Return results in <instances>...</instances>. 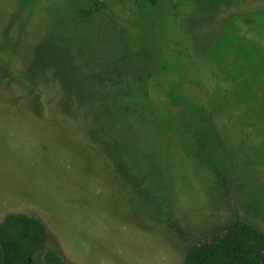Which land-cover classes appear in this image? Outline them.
Masks as SVG:
<instances>
[{
    "label": "rangeland",
    "instance_id": "obj_1",
    "mask_svg": "<svg viewBox=\"0 0 264 264\" xmlns=\"http://www.w3.org/2000/svg\"><path fill=\"white\" fill-rule=\"evenodd\" d=\"M21 214L68 264L264 234V0H0V222Z\"/></svg>",
    "mask_w": 264,
    "mask_h": 264
},
{
    "label": "trees",
    "instance_id": "obj_2",
    "mask_svg": "<svg viewBox=\"0 0 264 264\" xmlns=\"http://www.w3.org/2000/svg\"><path fill=\"white\" fill-rule=\"evenodd\" d=\"M148 1L158 3V0ZM104 8L103 2L94 1L79 14L93 16ZM0 238L6 247V264H38L37 258L44 251L43 264H68L56 252L46 250L48 233L41 220L35 217L9 215L0 222ZM258 251H263L262 255H256ZM262 258L264 261V234L249 223L237 220L188 247L183 264H261ZM3 261L4 251L0 244V264Z\"/></svg>",
    "mask_w": 264,
    "mask_h": 264
},
{
    "label": "water",
    "instance_id": "obj_3",
    "mask_svg": "<svg viewBox=\"0 0 264 264\" xmlns=\"http://www.w3.org/2000/svg\"><path fill=\"white\" fill-rule=\"evenodd\" d=\"M0 244H1V246L3 248V251H4V261H3V264H6V247H5L4 243H3V241L1 240V238H0ZM262 253H263V251H258L256 255H262ZM261 264H264L263 258L261 260Z\"/></svg>",
    "mask_w": 264,
    "mask_h": 264
}]
</instances>
